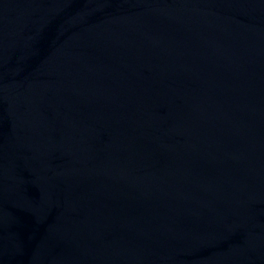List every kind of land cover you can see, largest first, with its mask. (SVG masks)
<instances>
[{
	"label": "water",
	"instance_id": "95a60500",
	"mask_svg": "<svg viewBox=\"0 0 264 264\" xmlns=\"http://www.w3.org/2000/svg\"><path fill=\"white\" fill-rule=\"evenodd\" d=\"M0 264H264V0H0Z\"/></svg>",
	"mask_w": 264,
	"mask_h": 264
}]
</instances>
